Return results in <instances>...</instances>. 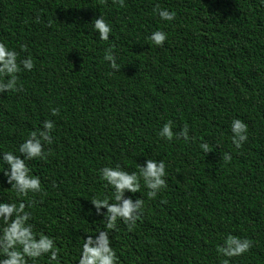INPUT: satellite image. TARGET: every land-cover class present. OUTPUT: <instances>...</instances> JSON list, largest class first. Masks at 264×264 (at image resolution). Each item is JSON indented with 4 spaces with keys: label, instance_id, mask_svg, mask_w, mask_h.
<instances>
[{
    "label": "trees",
    "instance_id": "16d2710c",
    "mask_svg": "<svg viewBox=\"0 0 264 264\" xmlns=\"http://www.w3.org/2000/svg\"><path fill=\"white\" fill-rule=\"evenodd\" d=\"M153 5L175 10L174 20L159 21ZM99 14L111 25L110 41L91 32ZM157 27L168 34L162 47L145 40ZM0 41L18 52L24 44L20 56L34 57L33 70L20 74L22 91L0 93V149L53 121L47 157L26 162L43 191L23 199L35 201L33 230L55 238L62 264H72L90 234L83 231L102 224L89 199L111 192L97 169L133 171L145 156L165 161L166 188L150 200L143 187L133 195L144 199L141 218L110 234L120 264H224L216 248L229 232L252 241L229 264H264L260 0H0ZM109 43L120 71L102 61ZM233 117L248 125L239 149L229 139ZM165 120L174 130L186 125L190 142L158 138ZM5 179L0 173V199H17Z\"/></svg>",
    "mask_w": 264,
    "mask_h": 264
},
{
    "label": "clouds",
    "instance_id": "9594fccd",
    "mask_svg": "<svg viewBox=\"0 0 264 264\" xmlns=\"http://www.w3.org/2000/svg\"><path fill=\"white\" fill-rule=\"evenodd\" d=\"M123 6V0H114ZM264 7V0H260ZM152 11L159 21L171 22L176 16V11L167 7L153 5ZM91 32L96 34L99 41H110L112 31L102 15H98L90 22ZM168 39V34L161 28L150 31L145 40L155 47H162ZM20 52H27L24 44L19 46ZM15 48L0 41V93H17L22 91L20 74L30 72L34 68V57L31 54L20 56ZM102 61L107 62L109 69L120 71L117 63L114 45L109 43L104 48ZM52 116L58 114V109L49 108ZM172 120H165L155 134L158 138L171 142L183 140L190 142L191 137L188 127L181 126L174 130ZM53 121L44 119L35 130L27 135L11 150L0 149V173L6 178L17 199H0V264H36L43 257L48 264H62L60 245L55 238L46 231L33 230L31 208L35 201L23 198L29 193L35 195L43 191L41 178L35 174L26 163L37 158L45 159L49 150L45 147L53 143ZM248 125L239 117H233L228 125L230 141L235 149H239L247 140ZM200 149L209 152V145L201 142ZM222 160L227 163L231 160V153L225 151ZM166 164L163 159L145 156L143 164L136 163L135 170L129 171L120 164L104 166L97 169L99 179L110 190V196L91 194L90 202L95 209V214L102 217V224L80 238L77 255L72 264H120V257L110 239V234L117 230L118 223L132 230L141 218L144 209V199L137 197L141 187L146 192L147 199H153L166 188ZM132 195L125 196V192ZM141 196V195H140ZM103 209V211H101ZM252 246V241L247 237L237 236L229 232L222 237V243L217 245V253L224 257V264H229L227 258L241 256Z\"/></svg>",
    "mask_w": 264,
    "mask_h": 264
}]
</instances>
